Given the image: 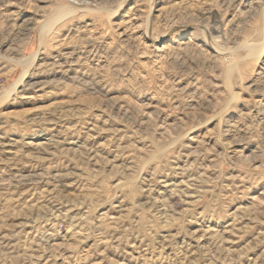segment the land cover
<instances>
[{"label": "rangeland", "instance_id": "374dc122", "mask_svg": "<svg viewBox=\"0 0 264 264\" xmlns=\"http://www.w3.org/2000/svg\"><path fill=\"white\" fill-rule=\"evenodd\" d=\"M261 46L264 0H0V264H264Z\"/></svg>", "mask_w": 264, "mask_h": 264}, {"label": "bare ground", "instance_id": "6f19581e", "mask_svg": "<svg viewBox=\"0 0 264 264\" xmlns=\"http://www.w3.org/2000/svg\"><path fill=\"white\" fill-rule=\"evenodd\" d=\"M49 22V21H48ZM45 24V23H44ZM49 24V23H48ZM47 25V24H46ZM47 27V26H45ZM139 27V26H138ZM42 28H43V25H42ZM213 32L216 33V34H220L221 33V30H220V27L219 26H214L213 27ZM46 31L43 29L42 32H41V39L43 38V36L46 35ZM46 37V36H45ZM218 40V38H217ZM47 45V44H46ZM45 45V47H46ZM58 45V44H57ZM257 45V44H256ZM54 46V45H53ZM57 47V46H55ZM59 47V45H58ZM57 49V48H56ZM248 51V54L244 57V59H247V58H251V57H254V56H261L263 55V52H264V47L261 46V47H257V48H246ZM48 50V49H47ZM257 54V55H256ZM40 56V54H37ZM16 58V57H15ZM78 58V57H77ZM10 60V59H9ZM18 63V65L20 67H23V69H26L29 68V66L31 65V63H33V60L32 62L30 61H19L17 60L16 61ZM36 63V62H35ZM11 65V64H10ZM234 67L235 66H231L228 70L229 72L233 71L234 70ZM5 68V66H4ZM26 70H23V72L21 73L20 75V78L19 80L16 81V83L13 85V87H17L19 88L20 86H22V84L24 83V81L26 80V78H28V73H26ZM1 72V71H0ZM39 82V81H38ZM36 85V83H35ZM44 86V85H43ZM28 88V87H27ZM47 88V87H46ZM36 89V88H35ZM34 89V90H35ZM41 89V87H40ZM38 90V88L36 89ZM22 91V90H21ZM22 93V92H21ZM34 93V92H33ZM17 94V93H16ZM15 94V96H16ZM35 94V93H34ZM14 95V94H13ZM14 96V97H15ZM25 96V95H23ZM13 98V97H12ZM15 99V98H14ZM191 185V184H190ZM161 190V195H162V200L160 201V210L162 212V215H163V218H167L171 215H176V213L174 211H172L168 205V199H170L174 194H180V195H183L185 197H189L187 196V191H188V185L185 183V182H170V181H163L161 184H160V189ZM189 203V202H187ZM75 216L73 215L72 212H67V213H64V216L63 214H57V215H52L49 219L46 220V226H47V231L45 233V235L43 236V239L45 242L47 243H50V244H57L58 241H69L71 240L70 238V235H66V236H62V238H60L58 235H56L55 231H54V226H56L55 224L63 219L65 220H70L72 222V226L76 224L77 220L74 218ZM70 222V223H71ZM71 226V227H72ZM72 237V236H71Z\"/></svg>", "mask_w": 264, "mask_h": 264}]
</instances>
